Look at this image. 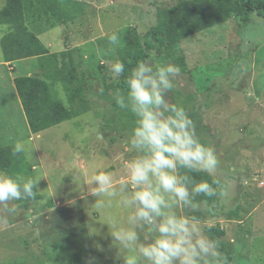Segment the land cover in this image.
I'll return each instance as SVG.
<instances>
[{
	"label": "rangeland",
	"instance_id": "rangeland-1",
	"mask_svg": "<svg viewBox=\"0 0 264 264\" xmlns=\"http://www.w3.org/2000/svg\"><path fill=\"white\" fill-rule=\"evenodd\" d=\"M182 1L54 0L52 11L40 0L26 4L29 29L51 52L14 63L12 71L0 45V147L24 143L26 151L7 173L40 181L35 199L12 202L11 213L0 206V264H123L125 253L108 226L116 220L132 227L128 217L135 206H121L131 185H119L127 183L126 163L138 155L130 144L136 117L114 99L129 89L116 87L119 78L110 64L122 62L159 13ZM4 5L0 0V10ZM113 33L118 46L109 43ZM148 55L154 64L180 67L169 102L185 109L200 141L220 160L213 176L181 170L197 182L205 180L203 174L214 178L217 195L195 197L196 210H173L196 216L202 227L224 230L215 239L229 264H264V13L251 14L244 25L231 19ZM18 76L46 80L78 115L31 134L12 81ZM100 171L111 172L118 186L103 210L95 207L87 185ZM136 230L142 242L152 241L146 228Z\"/></svg>",
	"mask_w": 264,
	"mask_h": 264
},
{
	"label": "clouds",
	"instance_id": "clouds-1",
	"mask_svg": "<svg viewBox=\"0 0 264 264\" xmlns=\"http://www.w3.org/2000/svg\"><path fill=\"white\" fill-rule=\"evenodd\" d=\"M109 43L118 46L119 35L113 33ZM110 70L114 79L120 78L125 65L117 60L110 64ZM180 73L175 64L140 62L127 78V95L114 96L121 109L130 110L136 117L130 144L138 153L125 165L127 183L119 185L122 190L131 185V196L125 197L121 206H135L134 214L128 217L132 227L116 220L108 226L114 245L125 253L123 264H229V257L220 250V240L208 235L210 223L202 227L196 216L179 215L173 210H196L199 204L194 202L195 197L217 195L213 185L218 181L197 182L193 175H181V170L213 176L220 166L215 150L200 141L185 109L169 102L173 81ZM25 151V144L18 142L11 154L18 156ZM39 181L0 170V206L11 213L15 211V205L9 207L12 202L35 199ZM87 185L98 210L111 206L118 187L111 172H98ZM137 227L146 228L152 241L142 242Z\"/></svg>",
	"mask_w": 264,
	"mask_h": 264
},
{
	"label": "trees",
	"instance_id": "trees-1",
	"mask_svg": "<svg viewBox=\"0 0 264 264\" xmlns=\"http://www.w3.org/2000/svg\"><path fill=\"white\" fill-rule=\"evenodd\" d=\"M40 1L51 11L56 6L54 0ZM29 2L30 0H5V5L0 10V25L8 26V32L0 39L5 63L43 57L49 53L45 45L26 26L25 9ZM253 13H264V0H185L162 10L156 24L145 37L142 40L136 39L130 45V50L122 60L125 73L119 78L116 87L128 89L126 81L131 70L140 62L147 61L150 51L160 46L170 49L190 36L231 19L244 25ZM71 68L70 81L75 79L74 66L71 65ZM12 81L31 134H39L78 115L68 110L53 95L46 80L35 76H18ZM14 146L0 147V170L8 172L20 160L21 154L18 156L11 154ZM202 177L209 183L215 180L207 174H203ZM208 235L215 240V236H224V230L211 227Z\"/></svg>",
	"mask_w": 264,
	"mask_h": 264
},
{
	"label": "crops",
	"instance_id": "crops-1",
	"mask_svg": "<svg viewBox=\"0 0 264 264\" xmlns=\"http://www.w3.org/2000/svg\"><path fill=\"white\" fill-rule=\"evenodd\" d=\"M0 26H2V27H4V34L5 33H7L8 32V26L7 25H0ZM26 26L28 27V25H27V20H26ZM28 29H29V27H28ZM36 37H38V38H40V35L38 34V33H36V32H34L33 30H31V29H29ZM3 34V35H4ZM2 35V36H3ZM2 38V37H1ZM40 40V39H39ZM41 41V40H40ZM49 46V45H48ZM51 46V45H50ZM46 48H47V46H45ZM48 49V51H50L51 52V47H48L47 48ZM1 54H2V51H1ZM32 59H34V58H30V59H22V60H18V61H14V62H10V63H5V62H3L4 63V65L5 66H7L8 67V69L9 70H12V71H14L15 70V67H14V63L16 64V63H20V62H22V61H26V60H32ZM2 61H3V55H2ZM30 65V64H29ZM13 80V79H12Z\"/></svg>",
	"mask_w": 264,
	"mask_h": 264
}]
</instances>
